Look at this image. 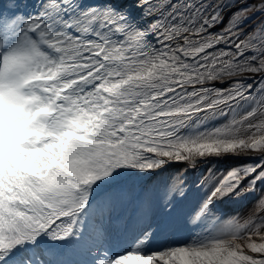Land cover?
Returning <instances> with one entry per match:
<instances>
[{
  "label": "snow or ice",
  "instance_id": "obj_1",
  "mask_svg": "<svg viewBox=\"0 0 264 264\" xmlns=\"http://www.w3.org/2000/svg\"><path fill=\"white\" fill-rule=\"evenodd\" d=\"M0 264H264V0H0Z\"/></svg>",
  "mask_w": 264,
  "mask_h": 264
},
{
  "label": "bare ground",
  "instance_id": "obj_2",
  "mask_svg": "<svg viewBox=\"0 0 264 264\" xmlns=\"http://www.w3.org/2000/svg\"><path fill=\"white\" fill-rule=\"evenodd\" d=\"M226 120H227V118H223V119H220V120L214 121L213 123H215L216 125H219V124H222V123L226 122ZM234 163H237V161H227V162H224V163H222V164L214 165V166H218V167H222V168H223V167H227L229 164H234ZM178 167H179V165H178ZM207 167H208L207 164L203 165V166L200 168L199 171H197L196 173H194V174L192 175V178L195 179V178H196L197 176H199L200 173H201L202 171H204V169L207 168ZM245 205H247V207H246ZM250 207H251V205L248 204L247 202H243V203H241V204L229 205V208H230L231 210H233L234 212L239 213L241 216H243V215L248 211V209H249Z\"/></svg>",
  "mask_w": 264,
  "mask_h": 264
},
{
  "label": "rangeland",
  "instance_id": "obj_3",
  "mask_svg": "<svg viewBox=\"0 0 264 264\" xmlns=\"http://www.w3.org/2000/svg\"><path fill=\"white\" fill-rule=\"evenodd\" d=\"M249 3H255L256 0H248ZM259 17V14L257 13L256 16L252 17L251 18V21L250 22H254L256 19H258ZM227 22V21H226ZM222 27V26H221Z\"/></svg>",
  "mask_w": 264,
  "mask_h": 264
}]
</instances>
